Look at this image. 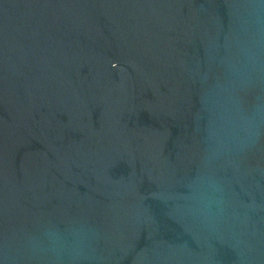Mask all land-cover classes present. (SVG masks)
Segmentation results:
<instances>
[{
	"label": "water",
	"instance_id": "95a60500",
	"mask_svg": "<svg viewBox=\"0 0 264 264\" xmlns=\"http://www.w3.org/2000/svg\"><path fill=\"white\" fill-rule=\"evenodd\" d=\"M0 264H264V0H0Z\"/></svg>",
	"mask_w": 264,
	"mask_h": 264
}]
</instances>
